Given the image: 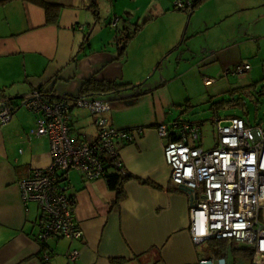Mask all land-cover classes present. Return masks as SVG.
<instances>
[{
    "label": "crops",
    "instance_id": "crops-1",
    "mask_svg": "<svg viewBox=\"0 0 264 264\" xmlns=\"http://www.w3.org/2000/svg\"><path fill=\"white\" fill-rule=\"evenodd\" d=\"M40 1L58 7L55 23H47L44 9L33 2L0 0V99L16 107L0 126V264H68L72 249L79 251L76 264H197L217 258L191 240L190 199L171 184L155 126L194 123L186 118L192 110L188 89L181 86L179 93L174 87L187 76L206 88L211 120L216 115L223 123L240 113L213 110L211 103L229 100L232 91L246 103V96L264 88V0H202L188 10H176L178 0H97L93 8L88 0ZM122 34L132 39L119 51ZM237 65L249 70L225 75ZM89 79L133 86L102 100L110 105V126L143 129L141 137L118 146L120 163L134 179L123 185L125 198L115 205L116 194L104 180L68 173L82 239L41 243L40 212L35 204L25 210L18 182L50 164V148L34 133L37 115L19 105L33 91L49 99L79 96ZM204 79L212 83L205 86ZM69 116L73 136L95 137L85 110L72 107Z\"/></svg>",
    "mask_w": 264,
    "mask_h": 264
},
{
    "label": "built area",
    "instance_id": "built-area-1",
    "mask_svg": "<svg viewBox=\"0 0 264 264\" xmlns=\"http://www.w3.org/2000/svg\"><path fill=\"white\" fill-rule=\"evenodd\" d=\"M96 2L97 0H88ZM189 2L175 1L184 10ZM118 20L111 21L112 28ZM248 65H237L225 73L240 75ZM212 80L204 79V85ZM8 98L0 99V126L8 123L16 108ZM36 116L34 133L49 142L50 164L33 169L18 182L25 210L35 204L41 220L38 241L64 238L82 239L76 225L65 176L76 172L85 180H104L106 167L125 173L119 159V144H127L143 134L142 128L117 130L110 126L106 100L84 97L49 99L33 91L21 105ZM85 110L93 118L95 137L70 133V110ZM216 139L210 148L199 145L200 125L186 121L159 123L157 136L164 142L163 158L169 168L171 184L185 190L190 199L189 231L194 245L209 241L232 240L250 249L249 264H264V129L232 118L225 123L214 116L210 121ZM108 161V164L106 162ZM48 254L42 261H48ZM79 251L72 249L68 264H76ZM197 264H226L224 258H204Z\"/></svg>",
    "mask_w": 264,
    "mask_h": 264
},
{
    "label": "trees",
    "instance_id": "trees-1",
    "mask_svg": "<svg viewBox=\"0 0 264 264\" xmlns=\"http://www.w3.org/2000/svg\"><path fill=\"white\" fill-rule=\"evenodd\" d=\"M28 1L33 2L44 9L46 14L45 20L47 21V23L56 22L55 18L57 16L58 7L47 5L41 2L40 0H28ZM187 2L190 3V6L184 10H188L196 7L199 3L202 2V0H187ZM94 3L95 2L90 3L89 5L90 8L94 7L93 5ZM93 12L95 13V11ZM130 39H132V35L128 34L127 36L122 34V36H120L119 39L116 40L119 51L125 50ZM130 88H133V86L129 87V85H122V84L117 85L115 83L101 82L94 79H89L82 84V88L80 90L79 96H74V97L71 96L69 98L84 97V98H91L93 100L106 99V98L114 97V95L122 91H126ZM234 94H236V92L234 91L230 92V95L228 96L229 100L226 101L222 100L218 103H211L210 108H214L213 110L216 111L236 110L240 114L231 115L230 118L231 119L239 118L240 120L242 119V121H244L246 124L249 125L250 123L248 122V111L246 109L247 105L242 101V99L240 98L235 99L233 96ZM256 94H257L256 96H258L259 98H264V88H261L259 92L258 91L256 92ZM256 102L258 103V101ZM213 113L216 112L214 111ZM253 125L260 127V125L256 121H254ZM106 164H108V161L106 162ZM104 176H105L104 181L106 184V188L112 192H115L116 194V198H115L116 201L114 204L119 205L122 202V200H124L123 198H125L123 185H125L128 181L134 178L131 175L126 174V172L123 173L122 175L118 172V170L113 169L111 165V161L106 167V174H104ZM141 183L144 184L145 186L146 185L152 186L151 183L149 182H141ZM70 199H72V201L74 200L73 195H71ZM73 202L75 204V201ZM208 244H209V253H211L217 258H226L227 257L226 255L229 253L233 255L239 253V255H241L243 258L249 260V262L251 260L252 251L247 248H237L236 244L233 243L232 240L229 239L220 240V241L214 240V241H209ZM112 264H119V263L118 261H112Z\"/></svg>",
    "mask_w": 264,
    "mask_h": 264
},
{
    "label": "rangeland",
    "instance_id": "rangeland-1",
    "mask_svg": "<svg viewBox=\"0 0 264 264\" xmlns=\"http://www.w3.org/2000/svg\"><path fill=\"white\" fill-rule=\"evenodd\" d=\"M109 17L110 16L108 14L103 16V20L101 21V23L104 27L106 26V19H108ZM181 64H184L186 66L185 63ZM181 86L186 87V89H188L190 93V96H188V98L190 99L189 102L192 106V110H187L188 115L186 116V118L187 120L193 121L194 123L197 122L196 124L199 123L198 125L202 124V126H200V135H202V137L199 139V142H201V147L206 149L210 148V146H212L214 143L213 138L215 140L216 137L215 133H213L212 131L211 122H209L211 121L212 116L209 110H207V96L205 94L206 88H204L202 85L199 86L197 84L192 83V80H190L189 76L185 77L182 81H178V83H176V85L174 86L176 88L179 87V93H181ZM244 100L246 101L247 105L246 109L248 111V121L252 123L256 121L260 125V127L264 129V98H259L258 96H246ZM256 101H258V103ZM22 109L25 110L24 108ZM197 246L198 251H200L201 253H209L208 242L202 243ZM236 247L245 248V246L241 244L236 245ZM227 258L228 264H249V260L243 258L241 255H239V253L234 255L229 253L227 254Z\"/></svg>",
    "mask_w": 264,
    "mask_h": 264
}]
</instances>
